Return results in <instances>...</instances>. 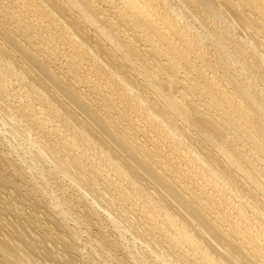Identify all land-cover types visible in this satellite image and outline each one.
Segmentation results:
<instances>
[{
	"label": "bare ground",
	"instance_id": "1",
	"mask_svg": "<svg viewBox=\"0 0 264 264\" xmlns=\"http://www.w3.org/2000/svg\"><path fill=\"white\" fill-rule=\"evenodd\" d=\"M5 1L9 3V7L5 8L2 4L7 11H5L6 15H3L4 17L0 21V76L3 73L2 71L7 73L9 77L18 75L19 77L15 78H21L20 80L27 85L28 91L26 87H23L26 89L23 90L28 92L25 96L30 100L33 98L38 99V101L42 99L43 103H45L44 105L41 101L42 105L39 107H34L29 104V107L31 106L30 111H32L31 114L29 113L31 118L29 117V122L27 121V124H24L23 121L25 122V119L28 117L26 116L28 114L22 111L24 109H22L19 104L4 103L3 96H1L5 93L7 98H9L10 95L14 98V96H17V92L14 91L15 89H13L11 93L6 90H0V124L2 123L8 126L6 136L12 139L17 138L30 142L36 154L43 158L38 160L47 162V164L50 166L52 165V167L61 172V174H65L68 182H72L77 186H75L76 189L78 188L79 191L88 194V197H92L90 198L91 202L92 199H94L97 204L99 203V206H105L106 212L110 209L115 213L117 216L114 218H120L118 222H123L122 227L130 234V237L133 239L136 237V239H140L141 242L143 241V243L146 244V248L148 246V250L153 251V253H151L154 256H158L155 255V253L158 252V247L161 248V250L165 247L171 248L172 245L175 246V244H179L177 242L180 241L185 247L181 248L180 245H177L179 251L175 249L176 254H174V258H178V260L181 258L184 261L180 260L186 262V264H221L222 260L220 258L224 260V263L222 262L223 264H264V50L260 51L257 49L258 46L256 47V44L264 47V0H178V3H180L179 7H176L177 5L171 7L168 4L172 15L168 17L169 14L165 11V13H163L164 16L160 15L159 18H156L157 20L150 18L149 12H144V8L151 4H146V2H151L149 0H101V3L96 0L95 2H99L97 7L96 3L95 5L92 3V0H24L26 6L28 5V10H25V15L32 14L34 16L33 19H29L25 17V15L24 18L19 16L20 18L18 19L17 15L19 14H16V11H22L15 5L16 0ZM160 1L161 3L164 2V4L168 2V0ZM110 2L121 5V7L118 6L119 9H123L120 13H129V16L134 17L142 26L151 31V35H153L155 42L151 43L150 47L148 46L149 48L145 50L146 52L148 51L151 56L150 60H148L149 62H146V58H144V60L142 59L143 62L141 59L135 58V63L133 53L136 52H133L135 51L133 46L136 45L134 44L131 46L130 43L132 41H129V43L127 39H120L116 36L118 34H112L111 30L108 29L109 27H107V24L110 23V21L107 19L104 10L112 6L108 5ZM140 3L143 4L142 6H145L143 8L144 10L140 7ZM213 3L216 5L214 8L215 14L218 15H215L218 22L215 23L213 29L209 28L206 30L207 33L202 35L200 33V27L194 24L198 22L201 24V27L203 23L205 24L206 18L204 15L207 13L206 8H209ZM2 9L3 8L0 7V11ZM185 14H188V17L190 16L191 18L189 20L188 18L186 19ZM125 17L127 16L124 15V21L126 20ZM13 18L18 20L15 21L14 19V22ZM127 20L129 19L127 18ZM160 24L165 25L166 33L162 30L163 28L160 27ZM208 25L211 26L209 23ZM205 26L206 24L204 27ZM112 28L113 26L111 29ZM228 28L229 31H231V28H234L233 31L236 32L235 35H239V33L235 31L236 28L242 30L241 33H243V31L247 32L249 34L248 36H251L253 40L251 38L250 40L246 38L248 41L245 43V38L242 36L243 33L240 35L244 38V42H241L243 39L240 38V35L239 38H237V35L236 37L235 35H231L234 32L231 31V34L228 33ZM90 29H92L94 33H91ZM44 30L50 31L52 35H48V33L46 35V31ZM216 30L222 35L218 34ZM119 31H121V29ZM119 31L116 30V32ZM20 35L22 36L20 37ZM151 35L149 33V36ZM136 36L137 35H135V38ZM150 38L148 40H150ZM206 38L209 40L214 38L215 41H217V48H213L214 51H209V49H211L209 41V49H207L206 44L203 43V39L205 40ZM55 39L64 41V45L67 44V49L58 52L56 45H50V41H54ZM176 40L179 42L182 41L186 50L184 49L183 51L181 48L182 50L178 51ZM42 41H45V44L42 43ZM225 42L229 47L224 48ZM106 43H108L115 52L113 51L112 53L108 51ZM135 43L137 42L135 41ZM212 44L211 46L215 45ZM158 46H161V48L164 47L165 51V53H163L165 54L163 55L165 56V62L161 63L162 69L170 70V74H167L168 76L166 77L163 76L164 73L162 74L163 70L161 73L159 72L161 70V65L155 64L157 62L156 58L159 57L162 52H160L161 49L159 50ZM250 46L253 48V50L251 49V53L247 51ZM210 53H212V58L211 56L209 57ZM191 55L198 56L200 61L199 66L195 67V65L191 63V61H193ZM236 55H238V57H236ZM138 56L140 57V55ZM145 56L147 57V55ZM58 58H60L59 63L54 61ZM92 58L95 60H92ZM140 58H142V56ZM230 60L233 61L231 62ZM99 61L109 70L117 71L116 76L114 74L115 72L112 73L116 81L114 83L113 79V81H111L112 84L110 83V86H106V90L97 82L98 85L91 83V88L89 87L88 89L89 77L91 76H88V74H90V72L91 74L93 72L95 75H98L97 77L99 78L106 75V67H101ZM128 63L131 64V68L135 70V73H133L136 76L135 78L131 77L133 74L131 76L129 75L128 69L126 70L127 72L124 71ZM136 64L139 65L138 70ZM201 65L205 66L206 69H203ZM152 66H154L153 69ZM155 66H157V69ZM181 67H187V69H189L188 72L185 71L186 77H190L193 80L191 83L188 82L189 80L191 81V79L187 81L188 83H184V81L181 80L182 77L185 78L184 75H181V78L179 76ZM219 67L221 70L219 69L220 72H217L216 69ZM206 70L210 71L207 72ZM139 77L143 78L142 82ZM2 79L0 78V82ZM10 80L6 79L5 81L9 82ZM99 81H101V78ZM81 87L84 89L86 88L85 91L87 92H84ZM136 90H140V92ZM17 97H21V94ZM115 97H117L119 101H122V106L120 108L117 102H112L115 101L112 100V98ZM19 99L15 101L19 102ZM114 109L115 111H117L116 109L119 110V113L117 112L115 114H119L116 120V117L110 114ZM18 110H20V113H17ZM126 110H129L130 113L135 112V115L140 119L145 118V120H147L146 125L150 126L149 129L151 130H148L144 124L139 125L140 123H136V120L134 121L130 119V117L127 118V116V124L123 123V121L120 124V113H124ZM123 113H121L122 117H124ZM177 117L180 119L179 122L182 121V123H185V128L183 125L181 127L177 123ZM157 121L160 122L159 125H157ZM33 127L38 128L37 131L40 133L36 132V134L33 132ZM151 133L154 134V136L150 135ZM10 138L5 139L11 143L12 140H10ZM146 140L150 142L152 147L145 144ZM189 140L192 141L196 147H193ZM102 141H109L111 146L109 144L110 147L107 146V148H105L106 146L104 147L102 145ZM161 141H164L165 145H162ZM96 143L99 144L98 146L100 148L104 147L102 152L98 149L102 153L101 156L98 154L99 157L95 155L92 156V154L91 156L89 155L94 145L97 146ZM197 144L199 147H197ZM84 145H86V147H84ZM164 146L167 147V150L162 149L165 148ZM29 151H31V149ZM158 151L162 153L158 154L160 153ZM168 151H170V153ZM123 154L126 155L127 158ZM107 155L110 157L109 160H106ZM122 157L125 158V161H122L124 160ZM175 158L177 159L173 160ZM104 160H106V162ZM1 161H3V159ZM8 161L5 165L9 168L11 167V161ZM43 164L45 163L43 162ZM174 164L177 166L176 170L178 168L176 174L172 168ZM99 165L101 168H99ZM132 165L135 167L137 166L141 173H138V169L135 170ZM4 169L5 168H3V170ZM12 169L14 168H11V171ZM15 169L17 170V168ZM107 169L109 170L107 171ZM104 170L107 173L113 171L114 176H111L112 178L107 176L108 174L106 175L111 180L104 175L106 174ZM58 171H56V173ZM139 174L148 179L147 183L144 181L145 183L141 182V185L140 183H136L137 181L135 182V177L139 176ZM8 178H6L7 180H3L1 177V183H7ZM194 181H196V183L202 182L201 186H199L197 190L195 189L196 191L191 189V184ZM148 182L153 187L160 189L161 194H163V191L165 192L167 200L169 197L167 201L168 204L172 200L171 203L174 202L181 208L180 210L178 207V210H180L179 214L184 213L192 220V223L195 222L194 224L199 230L198 233L200 237L204 239H199L196 235V238L199 239V241L201 240V243H198L199 241L197 243L193 241L196 238L195 236V239L192 238L193 234L192 236L189 234L190 230L187 231L188 228L186 229L184 225L185 222L182 223L184 221L183 218H181L182 221L178 218L179 215H176L178 216L176 217L178 218L177 221L176 218L169 216L167 210H165L166 212L162 211V208L165 209L166 206L169 207L170 205H166L165 207L161 206L159 199L161 198L163 200V198L158 192L155 194L156 192H153V189L151 190L153 187L147 185ZM32 185L30 186L33 187ZM4 186H1V189H5L6 187L4 188ZM38 186L42 188L41 185ZM122 186L126 187L123 188V193L121 191ZM206 186L210 187L216 195L219 194L217 196H220L218 197L220 201H218L219 199L217 200L216 197H212ZM46 187H44L43 192L44 190L46 191ZM64 187L65 188H62L61 192L58 190V195L56 194L57 192L54 191L52 192L53 194L49 193L50 195L47 196L49 199L51 198V201L47 199L48 203L50 202V207L52 205L54 206L52 210H55L56 205L53 204V200H57V206L59 205L58 202L66 207L71 204L70 202L72 201L64 196V191L67 188L66 185ZM31 189L28 190L33 191ZM186 189L189 190L186 191ZM32 195L28 196L26 194L27 197H31L32 200L30 202L34 201V204H36V199L34 200L33 198L35 196L32 197ZM26 196L24 197L26 198ZM129 196L136 199V205H134L135 202L133 203L134 207L129 203ZM40 197L44 198L42 195ZM78 199H75L76 204L81 200V198ZM95 201L92 203L95 204L97 208L98 206ZM137 202H139V205H137ZM82 203L88 204L86 202ZM102 203H105V205ZM223 204L226 207H224ZM241 204H243V206ZM173 206L176 207V205ZM66 207H64L65 210H63L64 208L61 209V212L58 211L60 209L59 207V209L56 210L61 213L62 216H66L70 213L66 211ZM7 208L6 206L0 205V264H11L10 260H14L12 258H16L18 254L23 253H18L20 245L24 247V250L21 251H24V253L26 252L27 255H32L31 257H33L34 254H37L38 256V253H40V250H37L39 248L38 243L42 246L40 243L44 242L41 241L45 239L44 236L46 235L44 234L43 236L42 231H38L39 237H30L31 235L27 232L28 230L26 231L28 234L26 232L24 233L25 225H17L20 224V222L16 224L10 218L2 216L5 214L4 212ZM83 208L81 209L82 211H84ZM101 209L103 210L102 207ZM31 212L33 214V211ZM54 212L53 214H55ZM18 213L16 212V214ZM26 214L28 215V213ZM30 214L31 213H29V215ZM87 214L89 215L90 213L87 212ZM174 214L176 213L174 212ZM23 215L21 216L20 214L19 216L23 217ZM111 215L112 214H110L109 217H111ZM79 217L80 216H77L76 218ZM58 218L61 220L62 217L60 218L59 216ZM73 218H75L74 215ZM141 218L146 220L142 225L138 223ZM46 219H50V217ZM54 219L55 218H53V221ZM116 219L114 220L117 222ZM26 221H28V218ZM75 222L74 224L77 225V228L79 220L77 224ZM177 222H179V224ZM37 223L34 227L36 226V228L40 230L41 225L39 226ZM54 223H57V221H54ZM25 224L28 223L25 222ZM89 224L90 223H88L87 226H89ZM120 224H118V227ZM43 226L45 225H42V227ZM59 226L60 224H58L57 228L55 227L57 232L59 231L58 229L64 228ZM30 227L31 226L27 228L32 231ZM43 228L42 230H44ZM197 228H194V230L193 228L191 229L195 232ZM50 229L52 228L50 227ZM71 229L74 231L73 228ZM86 229L83 228L84 231H82L80 228L82 232L81 235L87 231ZM66 230L68 231V229ZM114 231L115 230H113V232ZM154 231L155 233L159 231L161 235H154ZM193 231L192 233H194ZM38 232L35 233L38 235ZM63 232L65 231L63 230ZM115 233V235H117L116 231ZM162 233L165 234L164 241H162ZM26 234L29 235L31 239H29ZM66 234L71 235L69 232H66ZM97 234L99 233L97 232ZM101 234L104 235L103 233ZM195 234L197 233L195 232L194 235ZM48 235L50 236L51 234L48 233ZM78 235L79 232L72 233V237H70L77 241V239L81 237H78ZM105 236H107V234ZM35 237L36 239L39 238L37 242L36 239H34ZM53 237L51 236L50 238ZM112 237L113 236L110 238ZM176 237L179 239L175 243L173 239L175 240ZM113 238L111 241H113ZM71 239L68 240V242H66V240L63 242L65 249L69 247V241H71ZM103 240L106 239H102V241ZM161 241L165 247L161 244ZM172 242L175 244H172ZM100 243L103 242L100 241ZM205 243H209L208 245L212 250L214 249L218 251V253L208 250L209 248L207 249ZM44 244L46 243L44 242ZM77 244L78 243H76V245ZM94 244L96 245L98 243L95 241ZM201 245L203 248H206L202 249ZM218 245L221 246L220 249L217 248ZM117 246L119 247L120 244H117L116 247ZM124 246L126 248V245ZM46 247L47 246H45L44 251L40 253L42 260H51L59 264H73V259L71 260L68 257V259H66V257L60 258V254L57 255L59 251L57 252L50 246V248L47 247L48 249ZM88 248L90 249V247ZM184 248H188L189 252L194 250V254L192 253L193 256H188V250H184ZM81 249L82 246L79 250L81 251ZM94 249H96V247H94ZM99 249H103V246ZM79 250H77V255L82 252L79 253ZM87 250L86 253L88 255L89 251L87 252ZM107 250L110 251L109 249ZM148 250H146V253H148ZM177 251L180 257H177ZM111 252L117 254V252ZM135 252L133 253L135 254ZM83 253L84 255H82L87 257V255H85L86 253ZM107 253L104 254V256L107 255L108 257L109 252ZM123 253L120 251L121 255ZM167 253L170 252L167 251ZM90 254L88 258L89 263L87 262L88 264H108L110 262L109 259L107 263L105 260L106 257H102V255L95 251L90 252ZM130 254L132 253L130 252ZM35 255L33 260H35ZM77 255H75V258H78ZM82 255H80L79 259H81ZM126 255L128 256V253L125 254V257ZM153 255L152 257H154ZM100 257L102 259H100ZM39 258L40 257H38V259ZM133 258L135 257H132V259ZM157 258L160 259V257ZM25 259L27 258L25 257ZM31 259L28 261H33ZM114 259L112 260L115 264L117 262L114 261ZM119 259L121 260L122 257ZM165 260L169 259L167 258ZM17 262L21 263L18 260ZM83 262L84 260L82 263ZM120 262L119 264H122ZM141 262L142 260L136 263L142 264ZM144 262L146 261L144 260ZM154 262H156V258Z\"/></svg>",
	"mask_w": 264,
	"mask_h": 264
},
{
	"label": "rangeland",
	"instance_id": "2",
	"mask_svg": "<svg viewBox=\"0 0 264 264\" xmlns=\"http://www.w3.org/2000/svg\"><path fill=\"white\" fill-rule=\"evenodd\" d=\"M13 1H15V0H13ZM19 0H16L15 1V5H17L18 7V9H20V11H22V12H18V11H16V14H19V15H17V18L19 19L20 17H23L24 18V15H25V10H28L27 8H28V5L26 6V3L24 2V0H20L19 2H18ZM96 0H92V3L95 5V3H96V7L99 5L98 3L100 2H102L101 0H98L99 2L97 3V2H95ZM149 1H151V2H149V3H147L146 1V4L148 5V4H150L149 6H146V8H144L145 6H142L143 4H141L140 3V7L144 10V12H149L148 14H149V17L150 18H153L154 20L158 17L159 18V16L161 15V16H164V14L163 13H165V11H166V13L167 14H169L168 15V17L170 16V15H172V13H170L171 11H170V8H169V5L171 6V7H175L176 5V7H179V5H180V3H178V0H168V2L166 3V4H164V2L163 3H161V1L159 0H149ZM154 1V2H153ZM156 1V2H155ZM5 2H6V5H5ZM25 4H24V3ZM17 3V4H16ZM159 3V4H158ZM2 4H3V6L5 7V8H8L9 7V3H7V1H5V0H0V7L1 8H3L2 10H4V11H0V21H1V19H3V17L6 15V13H5V11H7V9H5L3 6H2ZM107 4V3H106ZM114 4H115V6H114ZM153 4H154V6H153ZM164 4V5H163ZM169 4V5H168ZM8 5V6H7ZM25 5V6H24ZM108 5H112L111 7H108L109 9H106V10H104V13H105V15H106V17H107V19L110 21V23H111V25H110V23H108L107 24V27H109L108 29L109 30H111V33L113 34H118V35H116V36H118L120 39L121 38H124L125 40L127 39V41L129 42H133V44H132V42L130 43V45L131 46H133L134 44L136 45V46H133V48H135V51H133V52H136V53H133V59H134V62H135V58H138L139 60L141 59V61H142V59L144 60V58H146L145 60H146V62H149L148 60H150V58H151V56L149 55V52L147 51H145V50H147V48H149L150 47V44L151 43H153V42H155V39H153V35H151L152 33H151V31L149 30V29H147L146 27H144V26H142L141 25V23L140 22H138L137 20H135V18L134 17H132V16H129V13H127L126 12V14H125V12H122V13H120L121 11H123V9H119V7L118 6H120L121 7V5H116V3H113V2H110V3H108ZM20 6V7H19ZM160 6V7H159ZM211 6H213V7H211ZM209 8H206V15H204L205 16V18H206V20H205V24H206V26L204 27V23H203V25H202V27H201V24L200 23H195L194 25L195 26H199L200 27V29H201V31H200V33L203 35L204 33H207V31L206 30H208L209 28H212L213 29V26L215 25V23L216 22H218V20H216V16H218V15H216L215 14V8L214 7H216V5L213 3V5H211ZM162 7V8H161ZM167 7V8H166ZM26 8V9H25ZM150 8V9H149ZM161 8V9H160ZM166 8V9H165ZM105 9V8H104ZM114 9V10H113ZM155 9V10H154ZM211 9H212V11H211ZM15 10H17V9H15ZM160 10V11H159ZM214 10V11H213ZM119 11V12H118ZM156 11H157V13H156ZM161 11H162V13H161ZM159 12V13H158ZM4 13V14H3ZM22 13V14H21ZM119 13V14H118ZM212 13V14H211ZM214 13V14H213ZM4 15V16H3ZM124 15L125 16H127V17H125L126 18V20L124 21L123 20V18H124ZM216 15V16H215ZM20 16V17H19ZM110 18H109V17ZM185 16H186V19L188 18V20L191 18L190 16L188 17V14H185ZM213 18H212V17ZM25 17H27V18H29V19H33L34 18V16L32 15V14H29V15H25ZM122 17V18H121ZM115 18H117V19H115ZM127 18L129 19V20H127ZM14 19L15 18H13V21H14ZM18 19H15V21H17ZM112 21H111V20ZM131 20V21H130ZM136 22H135V21ZM157 20V19H156ZM212 20H213V22H212ZM14 21V22H15ZM207 21V22H206ZM210 21V22H209ZM122 22V23H121ZM135 22V23H134ZM13 23V22H12ZM121 23V24H120ZM125 23V24H124ZM128 25H127V24ZM132 23V24H131ZM208 23L211 25V26H209L208 25ZM212 23V24H211ZM163 25V26H162ZM113 26V28L111 29V27ZM116 26H117V28H116ZM126 26V27H125ZM139 26V27H138ZM165 25L164 24H160V27H162L163 29V31L165 32V30H166V28L164 27ZM208 26V27H207ZM225 26H227V25H225ZM120 27V28H119ZM207 27V28H206ZM116 28V29H115ZM126 28V29H125ZM128 28V29H127ZM133 28V29H132ZM165 28V29H164ZM204 28H206V29H204ZM227 28V27H226ZM121 29V31H119ZM237 29V28H236ZM235 29V31H237V33H239V35L241 34H243L242 36L245 38V43H247V41L248 40H250V38H251V36L249 37L248 35V33L247 32H244L243 31V33H241V31L242 30H240V29H237L236 30ZM113 30H114V32H113ZM116 30H118L119 32H116ZM137 30V31H136ZM144 30V31H143ZM234 30V28H231V31L232 32H234L233 31ZM240 30V31H239ZM44 31H46V35H47V33H48V35H52L51 33H50V31H47V30H44ZM127 31V32H126ZM217 31V30H216ZM227 31H228V33H232L231 31H229V28L227 29ZM51 32H53V31H51ZM90 32L91 33H94V31L92 30V29H90ZM124 34H123V33ZM149 33H150V35L151 36H149ZM166 33V32H165ZM217 33L218 34H220V35H222L219 31H217ZM235 33L236 32H234L233 34H231V35H235ZM247 33V34H246ZM124 35V36H122V35ZM140 36H139V35ZM145 34V35H144ZM147 34V35H146ZM190 34H191V32H190ZM248 36H246V35ZM129 35V36H128ZM133 35H134V37H133ZM135 35H137L136 36V38L138 37H140L139 39L137 38H135ZM170 35V34H169ZM237 35V34H236ZM236 35H235V37H236ZM239 35H237V38H239ZM241 35H240V38H242L243 40H241V42H244V38L243 37H241ZM252 35V34H251ZM22 35H20V37H21ZM126 36V37H125ZM128 36V37H127ZM149 36V37H148ZM171 36V35H170ZM24 37V36H23ZM146 37V38H145ZM147 37H148V39L150 38V40H148L147 39ZM174 37V36H173ZM130 40H129V39ZM142 38H143V40H142ZM246 38L248 39V40H246ZM119 39V40H120ZM132 39V40H131ZM207 39V38H206ZM204 40L203 39V43H205L206 44V47H207V49H209L210 47H211V49H209V51H214V49L215 48H217V41H215V39L213 38V39H211V40H209V39H207V40ZM252 39V38H251ZM253 40V39H252ZM57 41V42H56ZM135 41L137 42V43H135ZM145 41V42H144ZM147 41V42H146ZM177 41V40H176ZM205 41V42H204ZM208 41L210 42V44L208 43ZM227 41V40H226ZM60 42V43H59ZM108 42V41H107ZM182 41H177V43H176V46H177V49H178V51H181L182 49H183V51H184V49L186 50V48H185V46H184V44H183V42L181 43ZM207 42V43H206ZM213 42H216V43H213ZM228 42V41H227ZM42 43H44L45 44V41H42ZM62 43H63V46H62ZM145 43V44H144ZM180 43V44H179ZM215 44V45H213V44ZM56 45V47H57V50H58V52H61V51H63V50H65V49H67V44H65L64 45V41H60V40H58V39H55L54 41H50V45ZM156 44V43H155ZM182 44V45H181ZM208 44H209V46H208ZM211 44L213 45V46H211ZM254 44H256V43H254ZM51 45V46H52ZM106 45L108 46V51H110V52H112L113 53V51L115 52V50L112 48V47H110L109 45H108V43H106ZM181 45V46H180ZM224 48H227V47H229L228 46V44L225 42L224 43ZM60 46H61V48H60ZM138 46V47H137ZM149 46V47H148ZM152 46V45H151ZM258 46V47H257ZM55 47V46H54ZM163 47V46H162ZM256 47H257V49H259L260 51H263L264 50V47L263 46H259V45H257L256 44ZM59 48V49H58ZM142 48V49H141ZM158 48H159V50H160V52H161V55H159V57H157L156 58V65L158 64V65H161V70L159 71L160 73H161V71H162V74H163V76H168L167 74H170V70L169 69H162L163 67H162V64L161 63H164L165 61V56H163V55H165V54H163V53H165V51H164V47L163 48H161V46H158ZM182 48V49H181ZM214 48V49H213ZM137 49V50H136ZM251 49L253 50V48L250 46V47H248V49H247V51L248 52H250L251 53ZM61 50V51H60ZM141 50V51H140ZM132 51V50H131ZM138 51V52H137ZM144 53V54H143ZM249 53V54H250ZM212 53H210V55H209V57L211 56V58L213 57L212 55H211ZM138 55H140V57L142 56V58H140ZM145 55H147V57L145 56ZM138 56V57H137ZM196 56V55H195ZM195 56L194 55H191V59L195 62H193V61H191V63L192 64H194L195 65V67H197V66H199L200 65V61H199V58H198V56H196V59H195ZM236 57H238V55H236ZM160 58V59H159ZM60 58H58V59H55L54 61H56V62H60V60H59ZM94 58H92V60H93ZM95 60V59H94ZM231 61V60H230ZM233 61V60H232ZM231 61V62H232ZM143 62V61H142ZM99 63H100V66L101 67H103V68H105L106 66H103V64L99 61ZM136 63V62H135ZM131 64H129L128 63V65H126V67L124 68L125 70V72H127L128 71V73H129V75L131 76L133 73H135V70L134 69H132L131 68V66H130ZM137 65V64H136ZM138 66V68H137V70L139 69V65H137ZM201 66H203V65H201ZM157 66H155V68H156ZM135 68V67H134ZM154 68V66H152V69ZM128 69V70H127ZM142 69V68H141ZM157 69V68H156ZM203 69H206L205 68V66H203ZM221 70V68L219 67L218 69H216L217 70V72L219 71L220 72V70ZM80 70H81V68H80ZM105 70H107L106 71V75L105 76H103V77H100L101 78V81H99L100 80V78L99 77H97L98 75H95L93 72H92V74H91V72H90V74H88V76L89 75H91L90 77H89V86H88V89H89V87L91 88V83L92 84H94V85H98L97 83H99V85L101 86V87H103V89L105 88V90L107 89V87L106 86H110V83L112 84V82L111 81H113V79H114V83H115V81H116V79L114 78L115 76H116V73H117V71H113V70H109L107 67L105 68ZM127 70V71H126ZM130 70V71H129ZM143 70V69H142ZM141 70V71H142ZM188 72L189 71V69H187V67H181L180 68V73H179V76H180V78L182 77L181 75H184L185 76V78H186V80H185V78H181V80H183L184 81V83H191L193 80L190 78V77H186V71ZM146 71H147V69H146ZM185 71V72H184ZM207 72H209L210 70H206ZM3 72V73H2ZM1 73V76H0V78L2 79V81L0 82V90L2 91V90H6V91H8L9 93H11L12 91H13V89H15L14 91H16L17 93H16V95L18 96L19 94H21V97H17V96H14V98H13V96L12 95H10V97L9 98H7V95L4 93L3 95H1V96H3V99H4V103H6V104H8V103H10V104H12V103H14V104H19V106L20 107H22V109H24V110H22L23 112H25V114L27 113L28 115H26V116H28L27 118L26 117H24V118H26L25 119V122L23 121V123L25 124H27V121L29 122V117L31 118V113H32V111H30V107H29V104L30 105H32V106H34V107H39L40 105H42V103H43V100L42 99H39V101H38V99H36V98H33V99H29V98H27L25 95H27L28 94V92H26V91H24V90H26L27 89V91H28V88L26 87L27 85H25V82H22V80H20L21 78H15V77H19L18 75H14V76H12V77H9L8 75H7V73H5L4 71H2ZM108 72H109V74H108ZM113 72H115L114 74H115V76L112 74ZM181 72H183V73H181ZM111 73V74H110ZM112 75H113V77H112ZM111 76V77H110ZM95 77H96V79H95ZM132 78L134 77H136L134 74L131 76ZM103 78V79H102ZM112 78V79H111ZM6 79H8V80H10L9 82H6L5 80ZM92 79H94V80H92ZM97 79H98V81H97ZM139 79L141 80V82L143 81V78L142 77H139ZM189 79H191V81L189 80ZM91 80V81H90ZM96 80V81H95ZM107 82V84H109V85H107L106 84V82ZM189 80V81H188ZM21 81V82H20ZM93 81V82H92ZM188 81V82H187ZM7 84H6V83ZM97 82V83H96ZM2 83H4V84H2ZM12 83V84H11ZM105 85H104V84ZM103 85V86H102ZM143 85V84H142ZM105 86V87H104ZM2 87V88H1ZM17 87H19V88H17ZM26 87V89H24V88ZM22 88V89H21ZM83 90H84V92H87V91H85L86 90V88L84 89L83 87H81ZM21 89V90H20ZM24 89V90H23ZM23 90V91H22ZM52 90H53V88H52ZM91 90V89H90ZM121 90H122V88H121ZM134 90H135V88H134ZM123 91V90H122ZM136 91H138V92H140V90H136ZM124 92V91H123ZM103 93H104V90H103ZM20 98V99H19ZM18 99H19V102H17L18 101ZM15 100H17V101H15ZM36 100V101H35ZM112 100H115V101H112V102H117V104L118 105H120L119 106V108L122 106V101H119V99L117 98V97H115V98H112ZM41 101H42V103H41ZM38 102V103H37ZM28 103V104H27ZM120 103V104H119ZM44 105H45V103H43ZM14 109V108H13ZM117 111H115V109L114 110H112V112H110V114H111V116H113V117H116L115 118V120L117 119V116H119V114L118 115H115L117 112L119 113V110L118 109H116ZM27 111V112H26ZM114 111V112H113ZM17 113H20V110H18V112ZM30 113V114H29ZM121 113H123V112H121ZM120 113V115H121V118H120V124H121V122L123 121V123H126L127 124V120H126V116H127V118H129L130 117V119H132V120H136L135 122L136 123H140L139 125H145L147 128H148V130H151V129H149L150 128V126H147L146 124H147V120H145V118H139V117H137L136 115H135V112H133V113H130L129 112V110H126L124 113H123V116L124 117H122V114ZM124 114H126V115H124ZM208 116V115H207ZM135 117V118H134ZM23 118V119H24ZM138 119H140V120H138ZM143 119H144V121H143ZM175 119V118H174ZM177 120V123L182 127V125H183V127L185 128L186 127V125H185V123H182V121H180L179 122V118L177 117L176 118ZM53 120V119H52ZM125 120V121H124ZM143 121V122H142ZM144 122H146V123H144ZM158 122V121H157ZM54 123H56V122H54ZM160 124V122H158L157 123V125H159ZM137 125V124H136ZM37 126V125H36ZM35 126V127H36ZM35 127H33V132H37V133H40L39 131H37L38 130V128H35ZM183 128V129H184ZM63 129V128H62ZM7 131H8V126L7 125H5V124H0V155H1V157H0V159L2 160L3 159V161H1L0 162V172L3 174H1L0 173V180H4V179H6V178H8V177H10V178H8V182L7 183H1V181H0V183L1 184H3V185H1L2 187L4 186V188L5 189H1V186H0V205H3V206H6V208L8 207V208H10V209H8L7 208V210L4 212V213H2V214H4V215H2V216H5V217H8V218H10L13 222H15L16 224L17 223H19L20 222V224H17V225H20V226H22V225H25L24 226V233L27 231L28 233H29V235H31L30 237H33V236H36V237H39V232L38 231H42L43 233H42V235L44 236V234L47 236L48 235V233L49 234H51L50 236L48 235L47 237L46 236H44L45 237V239H43L41 242H45L46 244H44V242L43 243H40V244H42V246L41 245H39V243H38V247L40 248H38L37 250H40V253L42 252V251H44V249H45V246H47L48 248H53L54 250H56L58 253H57V255H59L60 256V258H62V257H66V259H73L72 260V262H73V264H86L87 262H88V258L90 257V252H93V251H95V252H97V253H99L100 255H102V257H106L105 258V260L107 261V263L109 262L110 264H114V262H113V260L112 259H114L115 257L116 258H118L119 256L120 257H122V259H124V260H120L119 258L118 259H114V261H116L118 264H119V262L120 261H122V262H120V263H124V264H135L136 262H140L141 260H142V264H144V263H146V264H167V263H169V264H175V263H179V264H181V262L182 261H184V260H182L181 258H179V260H178V258H174L175 257V255L174 254H176V250L175 249H177L178 251H179V248H178V246L180 245V247L182 248V247H185V246H183V243H181L180 241L179 242H177L178 241V237H176V239L174 240L173 239V241L176 243H179V244H175V243H173L172 242V244H175V246L174 245H172V247H173V250H175V251H173L172 250V247L171 248H166L164 245H163V242L162 241H164V239H165V234L164 233H162V236H163V239H162V241H161V244L165 247L164 249H162L161 250V248H159L158 247V252L157 253H155V255H158V256H154L152 253H153V251H150V250H148V246H147V248H146V244L145 243H143V241L141 242V240L140 239H136V237L133 239V238H131L130 237V234H128V232H126L125 231V229H124V227H122L123 225V222H118L119 220H120V218H118V217H116V218H114L115 216H117L115 213H113L110 209L108 210V211H111V212H106L105 211V206H103V205H101V206H99V203L97 204V202L94 200V199H92V202L93 201H95L96 202V204H97V206L99 207V209H98V207L96 208V205L95 204H93L91 201H90V198H92V197H88V194H86V193H83L82 191H79V189L77 188L76 189V185L75 184H73L72 182H68V180H67V176H65V174H61V172H59L58 170H56V169H54L53 167H52V165L50 166L49 164H47V162H45V161H43L45 164H43V162H42V160H38V159H43L42 157H39V155L38 154H36V151H34V149H33V147L31 146V144H30V142H28V141H23V140H20V139H17V138H14V139H12V138H10V137H8V136H6V133H7ZM36 133V134H37ZM68 133L70 134V132L68 131ZM68 134V135H69ZM150 135H153L154 136V134H150ZM3 136H4V138H3ZM141 136V135H140ZM5 138H10V140H12L11 141V143H10V141H8L7 139H5ZM203 140V139H202ZM190 141V140H189ZM9 142V143H8ZM103 142V141H102ZM191 142V144H192V146L193 147H196L194 144H193V142L192 141H190ZM8 143V144H7ZM164 143V144H163ZM97 144V143H96ZM101 144V143H100ZM105 144V145H104ZM109 141H105V142H103L102 143V145L105 147V148H107V146L108 147H110L111 146V144H110V146H109ZM145 144H147V145H149V147H152V145L150 144V142L149 141H147L146 140V142H145ZM161 144L162 145H165V142L164 141H161ZM13 145V146H12ZM15 145V146H14ZM99 144H97V146L96 145H94V148H95V150H97V151H95L94 150V148H92V152L90 151L89 152V155L91 156V154H92V156L93 155H95V156H97V157H99L98 156V154L101 156L102 155V151L104 150L103 148L104 147H102V148H100L99 146H98ZM22 146V147H21ZM31 146V147H30ZM80 146H81V144H80ZM84 147H86V145H84ZM87 147H88V145H87ZM99 147V148H98ZM165 147V146H164ZM197 147H199L198 146V144H197ZM112 148H113V146H112ZM162 148V147H161ZM7 149V150H6ZM31 149V151H29ZM101 151H99V150ZM102 149V150H101ZM157 149V148H156ZM163 150H167V147H165V148H162ZM20 150V151H19ZM116 150H117V148H116ZM153 150V149H152ZM4 151V152H3ZM13 151V152H12ZM16 151V152H15ZM28 151V152H27ZM95 151V152H94ZM113 151V150H112ZM114 151H115V148H114ZM162 151V150H161ZM161 151H158V152H160V153H158V154H161L162 152ZM98 152H100V153H98ZM169 153H170V151H168ZM22 153V154H21ZM94 153V154H93ZM97 155H96V154ZM109 153V152H108ZM118 153H119V151H118ZM2 154H3V156H2ZM14 154H16V155H14ZM124 155V154H123ZM38 156V157H37ZM126 158H127V156L126 155H124ZM174 156V155H173ZM202 156V155H201ZM91 158V157H90ZM109 155H107L106 156V160L108 159L109 160ZM10 159V160H9ZM122 159H124V160H122V161H125V158H123L122 157ZM177 158H175V159H173V160H176ZM9 160V161H8ZM16 160V161H15ZM106 160H104L105 162H106ZM10 162V166L11 167H9L8 168V166L7 165H5V163L6 162ZM101 161V160H100ZM31 162V163H30ZM3 163V164H2ZM2 165V166H1ZM16 165V166H15ZM47 165V166H46ZM101 165V164H100ZM99 165V168H101V166ZM4 166V167H3ZM13 166V167H12ZM43 166V167H42ZM50 167H51V169H50ZM132 167L136 170V169H138L137 168V166L135 167L134 165H132ZM176 165L174 164L173 166H172V168L174 169V173L176 174L177 173V170H178V168H177V170H176ZM3 168H5L4 170H3ZM11 168H14V169H12V171H11ZM15 168H17V170L15 169ZM26 168V169H25ZM54 170H53V169ZM172 169V170H173ZM14 170V171H13ZM109 169H107V171H108ZM140 169H138V173L140 172L139 171ZM6 171V172H5ZM17 173H16V172ZM56 171H58L57 173H56ZM12 172V173H11ZM40 172V173H39ZM104 173H106V174H104L105 176L107 175V176H114L113 175V171H111L110 173H107L105 170H104ZM141 173V172H140ZM5 174V175H4ZM173 174V173H172ZM12 175V176H11ZM64 175V176H63ZM171 175V174H170ZM36 176V177H35ZM106 176V177H107ZM141 175L139 174V176H137V177H135V182L136 183H140L141 184V182H143V183H145L144 181H146V183H147V181H148V179H146L145 178V176L143 177V175L140 177ZM1 177H2V179H1ZM142 177H143V179H142ZM108 178V177H107ZM112 178V177H111ZM118 178V177H117ZM139 178V179H138ZM184 178V177H183ZM10 179V180H9ZM39 179H40V181H39ZM69 179V178H68ZM108 179H110V178H108ZM7 180V179H6ZM15 180H16V183H15ZM62 180V181H61ZM111 180V179H110ZM140 182H139V181ZM9 181H11L12 183H15V184H12L11 182H9ZM39 181V182H38ZM43 181V182H42ZM69 181H71V180H69ZM24 182V183H23ZM28 182H30V183H28ZM46 182V183H45ZM150 182V181H149ZM148 182V184L147 185H151L150 183ZM18 183V184H17ZM71 183V184H70ZM152 183V182H151ZM186 183V182H185ZM196 185H195V184ZM199 185H198V184ZM196 183V181H194L191 185H192V188L191 189H193L194 191H196L197 190V188L199 187V186H201V184H202V182L200 181V182H197ZM22 184V185H21ZM24 184V185H23ZM33 184V185H32ZM73 184V185H72ZM18 185V186H17ZM30 185H32L33 187H31ZM38 185H41L42 186V188L40 187V186H38ZM46 185H47V187H46ZM66 185V190L64 191V196L66 197V198H69V200L70 201H72V202H70L71 204H73V205H71V204H69V206H63V205H61V203H59L58 202V206H57V200L56 201H54L53 200V204H56L55 205V210H52V209H54V206L52 205L51 207H50V202L48 203V200L49 201H51V198L49 199V197H47L48 195H50L49 193H51V194H53L52 192H57L56 194L58 195V193H59V191L61 192V190H62V188H65L64 186ZM142 185V184H141ZM21 186V187H20ZM38 186V187H37ZM62 186V187H61ZM76 186V187H75ZM152 186V185H151ZM196 186V187H195ZM44 187H46V191L44 190V192H43V189H44ZM50 187H51V189H50ZM153 187V186H152ZM207 187V190L211 193V195H212V197H216V199L218 200L219 198L218 197H220V196H217V195H219V194H215L214 193V191L210 188V187H208V186H206ZM11 188V189H10ZM15 188V189H14ZM20 188V189H19ZM30 190L31 188V190H33V191H29L28 189ZM38 188V189H37ZM40 188V189H39ZM61 188V189H60ZM123 188H126L125 186H122V189H121V191H122V193L124 192V190H123ZM209 188V189H208ZM49 189H50V191H49ZM68 189V190H67ZM153 189V190H152ZM157 189V190H156ZM196 189V190H195ZM27 190V191H26ZM43 192H41V191ZM59 190V191H58ZM151 190L153 191V192H156L155 194H157V192H158V194L163 198V200L160 198L159 200L161 201H159V203H161V206L163 207H165L166 205H170L169 207H170V209H169V207L168 206H166L165 207V209L164 208H162V211H165V210H167V213L169 214V216L170 217H172V218H176V217H178V216H176V215H179V219H181V218H183V222L182 223H184L185 222V226H186V229H187V231H189L190 230V233L189 234H191V236H192V234H193V236H192V238H194V236H195V238H196V235H197V238L199 237V239H202V240H204L202 237H200V235H199V233H198V228L196 227V225L194 224V223H192L191 221L192 220H190L189 218H188V216H186V214H184V213H180L179 214V211L181 210V208L179 207V206H177V204H175L174 202H172V203H174V204H172L171 203V201L169 202V204H168V200H169V197H168V200H167V198H166V194H165V192L163 191V194H161V191H160V189H158L157 187H153V188H151ZM187 190H189V189H186V191ZM192 190V191H193ZM26 191V192H25ZM47 191H49V192H47ZM33 194H31V193ZM39 192H41V193H39ZM67 192V193H66ZM80 192V193H79ZM25 193V194H24ZM36 193V194H35ZM26 194L28 195V196H31L32 195V197L33 196H35V197H33L34 198V200H35V202H37L36 204H34V201H32V202H30L32 199H31V197H27L26 196ZM30 194V195H29ZM42 196H44V198L43 197H40L41 195ZM81 195V196H78V195ZM82 194H84V195H82ZM21 195H22V197H21ZM26 196V198H28V199H26L24 196ZM45 195H46V197H45ZM56 195V196H57ZM216 195V196H215ZM90 196V195H89ZM80 199L81 198V200H80V202H81V204H80V202H78L79 203V205H78V203L76 204V200L78 199V198ZM87 197V198H86ZM30 198V199H29ZM41 198V199H40ZM72 200H71V199ZM156 198H158V197H156ZM44 199V200H43ZM48 199V200H47ZM74 199V200H73ZM76 199V200H75ZM78 199V200H79ZM85 199V200H84ZM129 203H130V205L132 204V206L134 207V205H136V199H134V198H132V197H130L129 196ZM130 199H132V200H130ZM21 200V201H20ZM87 200V201H86ZM218 201H220V199L218 200ZM223 201H225V200H223ZM3 202V203H2ZM41 202V203H40ZM44 202H46V203H44ZM82 202H86V203H88L87 205L85 204V203H82ZM90 202V203H89ZM135 202V203H134ZM2 203V204H1ZM31 203V204H30ZM32 203H33V205H32ZM48 203V204H47ZM92 203V204H91ZM133 203H134V205H133ZM139 202H137V205H139L138 204ZM171 203V204H170ZM205 203V202H204ZM44 204V205H43ZM76 205V207H75V205ZM85 204V205H84ZM102 204H104L105 205V203H102ZM35 205V206H34ZM46 205V206H45ZM81 205V206H80ZM88 205H89V207H88ZM91 205V206H90ZM94 205H95V207H94ZM173 205H176V207H174ZM225 205H226V203H225ZM242 206H243V204H241ZM48 206V207H47ZM63 206V207H62ZM70 206H71V208H70ZM85 208L86 206V208L84 209L83 207ZM223 206H224V204H223ZM2 207V206H1ZM57 207V208H56ZM60 209H59V208ZM64 207H66V211H69L67 214L69 215H66V216H62L61 215V213H59V212H57V210L58 211H60L61 212V209H63ZM101 207L103 208V210L101 209ZM178 207L180 208V210H178ZM224 207H226V206H224ZM49 208V209H48ZM75 208V209H74ZM83 208V210L84 211H82L81 209ZM87 208H89V209H87ZM93 208V209H92ZM96 208V209H95ZM41 209H43V210H41ZM57 209V210H56ZM70 209V210H69ZM164 209V210H163ZM173 209V210H172ZM177 209V210H176ZM8 210H10V211H8ZM16 210V211H15ZM36 210V211H35ZM48 210V211H47ZM63 210H65V208L63 209ZM78 210H80V211H78ZM88 210V211H87ZM104 211V212H102V211ZM173 212H172V211ZM176 210V211H175ZM8 211V212H7ZM23 211V212H22ZM31 211H33V214H32V212ZM55 211V212H54ZM75 211H76V213H75ZM80 212V213H78V212ZM84 212V213H82V212ZM89 212L90 214L88 215L87 214V212ZM178 211V212H177ZM16 212L18 213H20L21 214V216L23 215V217H21V216H19L18 214H16ZM39 212V213H38ZM53 212L56 214H53ZM86 212V213H85ZM93 212V213H92ZM95 212V213H94ZM101 212V213H100ZM106 212V213H105ZM166 212V211H165ZM174 212L176 213V214H174ZM181 212H183V211H181ZM26 213H28V215L26 214ZM29 213H31L30 215H29ZM35 213V214H34ZM97 213V214H96ZM105 213V214H104ZM110 213V214H112L111 215V217L113 218H111V217H109L110 216V214L108 215V214ZM172 213V214H171ZM26 214V215H25ZM108 216H107V215ZM113 214H114V216H113ZM42 215V216H41ZM57 215H58V217L60 216V218H61V220H59V218L57 217ZM73 215H74V217L75 218H73ZM84 215H85V217H84ZM95 215V216H94ZM172 215V216H171ZM183 215V216H182ZM28 216V217H27ZM39 216H40V218H39ZM46 216V217H45ZM53 216V217H52ZM77 216H80L79 218H76ZM107 216V217H106ZM186 216V217H185ZM25 217H27L28 218V221H26L27 220V218H25ZM45 217V218H44ZM48 217H50V219H46V218H48ZM84 217V218H83ZM23 218V219H22ZM35 218V219H34ZM39 218V219H38ZM53 218H55L54 219V221L56 222L57 221V223L58 224H60V226L59 227H64V228H60V229H58L59 231L57 232V229H55V227L57 228L58 227V224L57 223H54V221H53ZM65 218H66V220H65ZM111 218V219H110ZM178 218H176V220L178 219ZM37 219V220H36ZM76 219V220H75ZM82 219V220H81ZM114 219H116L117 220V222L114 220ZM119 219V220H118ZM142 219V220H141ZM139 221L141 222H139L138 221V223L140 224V225H142V224H144L145 222H146V220L144 219V218H141ZM185 219H186V221H185ZM32 222H30V221ZM59 220V221H58ZM73 220H75V221H77V222H75V221H73ZM78 220H79V224H78V227L76 228V226L77 225H75L74 224V222L77 224L78 223ZM110 220H112L113 221V223H112V221H110ZM187 220H188V222H187ZM26 223H28V224H25V222ZM33 221H35L37 224H39V226H40V230H38V228H36V226L34 227V225H36V223L35 222H33ZM81 221V222H80ZM178 221V220H177ZM190 221V222H189ZM22 222V223H21ZM24 222V223H23ZM51 222H53V223H51ZM63 224H62V223ZM90 223L89 224V226H87L88 225V223ZM116 224H115V223ZM51 223V224H50ZM69 223V224H68ZM85 223V224H84ZM178 224H179V222H177ZM188 223H189V225H188ZM30 224V225H29ZM33 225V227H32V225ZM55 224V225H54ZM71 224V225H70ZM93 224V225H92ZM118 224H120L119 225V227H118ZM28 225V226H27ZM42 225H47L46 226V228H45V226H43L42 227ZM84 225H86V226H84ZM113 225V226H112ZM193 225V226H192ZM263 225H264V223H263ZM29 226H31L30 228H32L31 230L32 231H30V229H28L29 228ZM70 226H71V228H73L74 229V231L70 228ZM80 226V227H79ZM19 227V226H18ZM26 227V228H25ZM28 227V228H27ZM50 227L52 228V229H50ZM86 227H87V229H86ZM114 227H115V229H114ZM42 228L44 229V230H42ZM80 228H81V230L82 231H84L83 230V228L84 229H86L87 231H85L82 235H81V230H80ZM117 228V229H116ZM120 228H121V230H120ZM191 228H193V230H194V228H197L196 230L197 231H195L197 234H195L194 235V231L191 229ZM22 229V228H21ZM47 229V230H46ZM54 229V230H53ZM66 229H68V231L66 230ZM78 229V230H77ZM122 229H123V232H122ZM36 230V231H35ZM63 230L65 231V232H63ZM72 230V231H71ZM113 230H115L116 232H117V235H115L116 233H115V231L113 232ZM77 231V232H76ZM100 231V232H99ZM119 231V232H118ZM192 231L194 232V233H192ZM26 232V233H27ZM38 232V235L36 234V233ZM66 232H69L71 235H72V233H78L79 232V235H78V237L79 236H81V237H79V239H77V241H76V239H71V235H67L66 234ZM97 232L99 233V234H97ZM158 232V233H157ZM27 233V234H28ZM101 233H103L104 235H102ZM111 233V234H110ZM113 233V234H112ZM119 233V234H118ZM160 232L159 231H156V233H155V231H154V235L155 234H157L156 236H159V235H161V234H159ZM26 234V236L29 238V235H27ZM64 234V235H63ZM107 234V236H105ZM103 237H102V236ZM109 235H111V236H113L114 237V235H115V237L113 238V241H111L112 240V238H110L111 236H109ZM119 235V236H118ZM124 235V236H123ZM53 237V238H50V237ZM66 236H69V237H66ZM71 236V237H70ZM36 237L34 238V239H36ZM49 237V238H48ZM99 239H98V238ZM104 237H106V238H104ZM109 237V238H108ZM119 237H120V239H119ZM130 237V238H129ZM120 241H118L117 239ZM191 238V239H192ZM194 238V239H195ZM195 239V240H193L194 242L196 241V243L199 241V239ZM29 239H31V238H29ZM37 239H39V238H37ZM37 239H36V242H37ZM47 239V240H46ZM52 239H53V241H52ZM55 239V240H54ZM71 239V241H69L70 242V244H69V247L67 248V249H65V247L63 246V242L66 240V242H68V240H70ZM87 239V240H86ZM102 239H106V240H103L102 241ZM115 239H116V241H115ZM136 239V240H135ZM76 242H75V241ZM98 240H99V242H98ZM109 240H110V242H113V243H110L109 242ZM130 240V241H129ZM138 240H139V242H138ZM33 241H35V240H33ZM56 241H58V242H56ZM88 241V242H87ZM96 241V243H98V244H96V245H98V246H96L95 244H94V242ZM100 241L101 242H103V243H100ZM129 241V242H128ZM136 241V242H135ZM201 241V240H200ZM198 242V243H201V242ZM84 242V243H83ZM87 244H86V243ZM91 242V243H90ZM105 242V243H104ZM115 242H116V244H115ZM53 243V244H52ZM76 243H78L77 245H76ZM100 243V244H99ZM122 243V244H121ZM139 243V244H138ZM142 243V244H141ZM74 244V245H73ZM114 246H113V245ZM117 244H120V246L118 247H116V245ZM165 244V243H164ZM206 244V247H207V249L208 250H212V248L208 245L209 243H205ZM218 244V243H217ZM54 245V246H53ZM80 245V246H79ZM99 245H101V246H99ZM110 245V246H109ZM124 245H126V248H125V246ZM178 245V246H177ZM208 245V246H207ZM50 246V247H49ZM72 246V247H71ZM82 246V249H84V250H82L81 249V251L79 250L80 249V247ZM103 246V249L105 250H103V249H99V248H101ZM108 246V247H107ZM127 246H128V248H127ZM216 246V245H215ZM46 247V248H47ZM88 247H90V249L88 248ZM94 247H96V249H94ZM105 247H107V248H105ZM116 248V250H115V248ZM201 247H202V249H204V248H206V247H204L203 248V246L201 245ZM220 245H218V247L217 248H219L220 249ZM47 248V249H48ZM97 248H98V250H97ZM123 248H124V251H123ZM20 249V250H19ZM19 249H18V253H20V252H23L24 253V251H21V250H24V247L22 246V245H20L19 246ZM87 250V252L89 251V253H88V255H87V253H86V250ZM94 249V250H93ZM107 249H109L110 251H108ZM113 249V250H112ZM135 249V250H134ZM166 249V250H165ZM171 249V250H170ZM187 250H188V256H193V251L194 250H191V252H189V249L188 248H186ZM185 248H184V250H186ZM67 250H70V251H67ZM77 250H79V255H77ZM100 250H102V251H100ZM128 250V251H127ZM138 250V251H137ZM146 250H148V253H146L147 251ZM104 251V252H103ZM111 251H114V252H117V254L116 253H113V252H111ZM120 251H121V253H123L122 255L120 254ZM136 251V252H135ZM143 251V252H142ZM162 251V252H161ZM164 251H166V252H164ZM167 251H169L170 253H167ZM178 251H177V257H180V256H178ZM212 251H215V252H217L218 253V251H216V250H212ZM38 252V251H37ZM65 254H64V253ZM83 252H85L86 254L85 255H87V257H85V256H83L84 255V253ZM107 252H109V255H108V257H107V255L106 256H104V254H106ZM111 252V253H110ZM130 252L132 253V254H130ZM133 252H135V254L133 253ZM152 252V253H151ZM23 253H20V254H18V256H16V258H18V259H16V258H12V259H14V260H10V262H11V264H17L18 262H17V260L19 261V262H21V263H18V264H59V263H54V262H52L51 260H45V259H43L42 260V258H41V256H40V253H38L39 255L37 256V254L35 255V260H33V257H34V255H33V257H31L32 255H27V253L25 252L24 254ZM114 255H113V254ZM128 253V256H129V254H130V256L128 257L127 255H126V257H125V254H127ZM139 253H141V254H139ZM144 253V254H143ZM149 253H150V255H149ZM193 253V254H192ZM83 254V255H82ZM90 254V255H89ZM108 254V253H107ZM160 254V255H159ZM62 255V256H61ZM65 255V256H64ZM67 255V256H66ZM75 255H77V257L78 258H75L76 256ZM80 255H82V257H81V259H79V257H80ZM117 255H118V257H117ZM142 255V256H141ZM152 255L154 256V257H152ZM162 255V256H161ZM165 255V256H164ZM169 255V256H168ZM30 256V257H29ZM150 256V257H149ZM173 258H171V257ZM25 257L27 258V259H25ZM28 257H29V259H31V260H33V261H28L29 259H28ZM38 257H40L39 259H38ZM68 257V258H67ZM110 257V258H109ZM113 257V258H112ZM124 257V258H123ZM132 257H137L136 258V260H135V258H133L132 259ZM139 257V258H138ZM147 259H145V258ZM157 257H160V259H162V260H160V259H158ZM166 257V258H165ZM170 257V258H169ZM141 258V259H140ZM155 258H156V262H154L155 261ZM169 259V260H165V259ZM0 259H1V257H0ZM15 259H16V262H15ZM84 260V262L82 263V261ZM100 259H102L101 257H100ZM110 259V260H109ZM182 261H181V260ZM221 260H219V261H221V264H223L224 263V260L222 259V258H220ZM28 261V262H26V261ZM80 260V261H79ZM82 260V261H81ZM85 260H87V261H85ZM109 260V261H108ZM119 260V261H118ZM127 260V261H126ZM140 260V261H139ZM144 260L146 261V262H144ZM160 260V261H159ZM177 260V261H176ZM23 261V262H22ZM124 261V262H123ZM128 261H129V263H128ZM166 261V262H165ZM171 261V262H170ZM132 262V263H131ZM218 262V261H217ZM223 262V263H222ZM89 263V262H88ZM87 263V264H88ZM108 263V264H109ZM117 263H115V264H117ZM186 264V262H182V264ZM10 264V263H9ZM137 264V263H136Z\"/></svg>",
	"mask_w": 264,
	"mask_h": 264
}]
</instances>
